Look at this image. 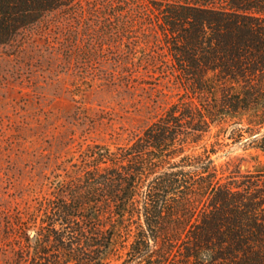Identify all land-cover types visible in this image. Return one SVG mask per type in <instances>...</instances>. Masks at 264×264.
Instances as JSON below:
<instances>
[{
  "label": "trees",
  "instance_id": "obj_1",
  "mask_svg": "<svg viewBox=\"0 0 264 264\" xmlns=\"http://www.w3.org/2000/svg\"><path fill=\"white\" fill-rule=\"evenodd\" d=\"M127 2L151 31L148 66L182 96L128 143L83 148L10 264H264V161L215 158L246 134L264 153V0ZM75 4L0 0V46Z\"/></svg>",
  "mask_w": 264,
  "mask_h": 264
},
{
  "label": "rangeland",
  "instance_id": "obj_2",
  "mask_svg": "<svg viewBox=\"0 0 264 264\" xmlns=\"http://www.w3.org/2000/svg\"><path fill=\"white\" fill-rule=\"evenodd\" d=\"M143 17L127 0H77L0 46V264L83 148L128 143L182 96L147 64ZM253 138L226 140L217 162L253 170L264 161Z\"/></svg>",
  "mask_w": 264,
  "mask_h": 264
}]
</instances>
